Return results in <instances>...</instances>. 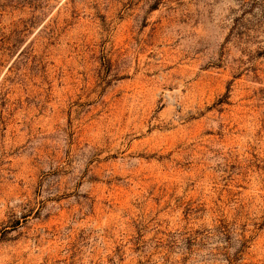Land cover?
<instances>
[{
	"label": "rangeland",
	"instance_id": "rangeland-1",
	"mask_svg": "<svg viewBox=\"0 0 264 264\" xmlns=\"http://www.w3.org/2000/svg\"><path fill=\"white\" fill-rule=\"evenodd\" d=\"M0 264H264V0H0Z\"/></svg>",
	"mask_w": 264,
	"mask_h": 264
}]
</instances>
